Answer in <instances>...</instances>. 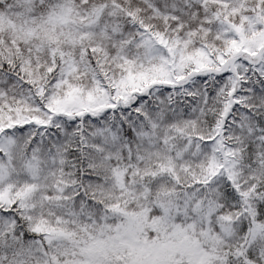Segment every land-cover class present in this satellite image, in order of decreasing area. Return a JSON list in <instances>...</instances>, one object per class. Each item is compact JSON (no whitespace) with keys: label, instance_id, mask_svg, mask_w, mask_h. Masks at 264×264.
<instances>
[{"label":"snow or ice","instance_id":"1","mask_svg":"<svg viewBox=\"0 0 264 264\" xmlns=\"http://www.w3.org/2000/svg\"><path fill=\"white\" fill-rule=\"evenodd\" d=\"M0 264H264V0H0Z\"/></svg>","mask_w":264,"mask_h":264}]
</instances>
